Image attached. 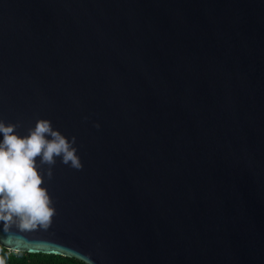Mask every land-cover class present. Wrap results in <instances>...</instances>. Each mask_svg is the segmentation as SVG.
Segmentation results:
<instances>
[{"label": "water", "instance_id": "water-1", "mask_svg": "<svg viewBox=\"0 0 264 264\" xmlns=\"http://www.w3.org/2000/svg\"><path fill=\"white\" fill-rule=\"evenodd\" d=\"M38 119L83 167L57 159L50 227L0 248L264 264V0H0V120Z\"/></svg>", "mask_w": 264, "mask_h": 264}, {"label": "clouds", "instance_id": "clouds-1", "mask_svg": "<svg viewBox=\"0 0 264 264\" xmlns=\"http://www.w3.org/2000/svg\"><path fill=\"white\" fill-rule=\"evenodd\" d=\"M20 126L0 120V223L6 243H18L21 234L50 227L55 207L44 185L57 159L76 170L83 167L76 138L63 135L50 120L38 119L26 135L17 132ZM0 264H6L3 257ZM77 264L95 262L90 254L78 253Z\"/></svg>", "mask_w": 264, "mask_h": 264}, {"label": "trees", "instance_id": "trees-1", "mask_svg": "<svg viewBox=\"0 0 264 264\" xmlns=\"http://www.w3.org/2000/svg\"><path fill=\"white\" fill-rule=\"evenodd\" d=\"M0 257L6 264H77L76 259H65L63 256L16 253L0 248Z\"/></svg>", "mask_w": 264, "mask_h": 264}]
</instances>
